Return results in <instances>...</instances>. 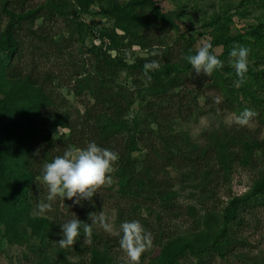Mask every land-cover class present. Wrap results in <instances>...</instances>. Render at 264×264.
Here are the masks:
<instances>
[{
  "label": "trees",
  "instance_id": "1",
  "mask_svg": "<svg viewBox=\"0 0 264 264\" xmlns=\"http://www.w3.org/2000/svg\"><path fill=\"white\" fill-rule=\"evenodd\" d=\"M28 1L0 2L5 19L0 29V236L28 237L31 231L33 264H121L119 226L137 220L152 233V245L162 249L147 264H215L234 255L244 242L238 237L243 213L264 207V138L247 126H223L199 143L178 125L201 111V98L215 102L208 96L212 92L220 100L209 112L217 108L240 116L252 109L257 115L250 121L264 127V19L231 34L232 17L212 18L211 51L223 46L216 55L224 67L206 76L183 59L197 50L185 33L170 37L168 31L179 26L157 0ZM252 2L264 6V0L242 5ZM94 3L114 26L102 33L108 44L88 47L82 16ZM134 46L147 56L129 63L123 53ZM234 46L249 49L248 71L239 86L229 57ZM152 60L160 67L145 75L144 65ZM123 73L130 80L122 82ZM54 85L67 86L84 111L61 104ZM56 117L68 135L55 138L47 128L48 118ZM90 142L118 153L111 183L91 200L73 204L58 198L51 213H35L46 189L38 183L43 165ZM255 163L263 169L252 191L235 196L229 190L221 201L235 168ZM189 190L183 199L181 191ZM107 206L116 212L117 234L91 224L90 213L99 216ZM76 216L92 227L90 242L81 230L73 246L61 247L60 223ZM212 216L214 229L207 227Z\"/></svg>",
  "mask_w": 264,
  "mask_h": 264
},
{
  "label": "rangeland",
  "instance_id": "2",
  "mask_svg": "<svg viewBox=\"0 0 264 264\" xmlns=\"http://www.w3.org/2000/svg\"><path fill=\"white\" fill-rule=\"evenodd\" d=\"M40 1L42 0H29L28 2ZM157 1L161 9L179 26V30H167L170 37L177 39L182 33H185V38L195 50H198L202 42L210 41L212 44L213 27L208 25L212 18L220 16L223 22L226 18L232 17L234 23L231 25L233 32L231 34L239 31L244 32L249 24L257 23L264 19V6H258L255 2H252L246 8L242 5L243 0ZM0 2H2V0H0ZM245 10H247L246 13ZM82 18L87 25L85 35L88 47L109 43L108 38L102 37V33L105 29L112 28L114 23L103 16L98 3H94L90 12L83 15ZM4 26L5 19L0 15V29ZM120 33L123 32L120 31ZM214 51L216 54H221L223 52V46H216ZM123 56L129 58V63H132L138 57L147 56V51L139 46H134L133 49L123 53ZM127 80L130 79L127 78L126 73H123L121 81L126 82ZM57 83L58 81L55 82V84ZM54 86H56L53 89V92H55L54 96L61 101V104L64 103L67 108H72L74 111H84V107L80 104L79 99L67 86L61 88H58V85ZM208 96L211 97V102H215L208 104L205 102L204 98H201L199 100L200 107L202 109L204 108V111L201 109L195 116L189 118L186 122H180L178 125L180 130H184V132L190 134L192 140L204 143L206 134L208 135L213 131L220 130L223 126H236L238 128L247 126L252 134L259 137V139L264 138V127L259 125L256 120L250 121L247 125H240L236 122V118L239 116L231 111L217 110L216 108L215 111L209 112L211 104H217L220 98L212 92H209ZM1 98H3L2 93H0V100ZM58 118L59 117H56V119L48 118L49 121L46 125L55 138H59L63 133L69 134L68 129L59 125ZM262 166V164L256 163L248 166L238 165L231 177L230 184L225 190L220 192L218 198L221 199V201H226L228 198L226 193L229 192V190L235 196L248 195L252 191L256 179L259 177L260 171L263 169ZM175 176L176 179L181 178L180 173H175ZM190 186L194 188L196 185L190 183ZM42 190L43 194L40 195V198L45 199L47 196L45 193L46 189L42 188ZM189 192L190 190L186 192L181 191L182 198H188V195L191 194ZM35 213H37V210H35ZM102 213L105 215L108 222L112 224L113 231L111 234H117L118 224L115 210L107 206L103 209ZM243 215L245 216V224L239 229L238 237L245 243L243 242L238 245V250L234 255L229 256L225 261L217 260L215 264H264V207L259 205L257 207L247 208ZM216 221L214 216L210 217L207 227L209 226V228L214 229ZM3 231L4 229L2 233ZM30 234L31 231H29L28 237L0 236V264H33L31 261L33 255L31 246L35 239L32 238ZM161 250L160 247L152 245L141 255L139 263L147 264L151 258H156ZM117 258L121 264H128V257L123 250H120Z\"/></svg>",
  "mask_w": 264,
  "mask_h": 264
},
{
  "label": "clouds",
  "instance_id": "3",
  "mask_svg": "<svg viewBox=\"0 0 264 264\" xmlns=\"http://www.w3.org/2000/svg\"><path fill=\"white\" fill-rule=\"evenodd\" d=\"M210 41L202 42L195 55L183 57L195 70L197 74L203 73L211 76L212 73L224 67V62L211 51ZM249 49L244 46H234L229 52L237 77L236 86L243 82V77L248 71ZM158 61L152 60L144 65V72L147 75L150 71L158 70ZM150 79V77H149ZM257 113L252 109H245L236 122L240 125H247L251 118ZM118 153L99 146L96 142H90L86 147L74 150L67 149L62 155L55 156L50 162L43 165L38 183L46 186L47 196L37 204L38 214L51 213L54 202L58 198L72 200L73 204H80L83 200H91L97 190L111 183L110 173L113 165L118 160ZM91 224H99L104 231L111 233L112 224L108 222L105 215H89ZM63 238L59 240L61 247H71L80 236L83 230L85 236L92 235V227L82 223L77 216L60 223ZM120 247L128 257V264H139L141 255L152 246L153 236L139 221L126 220L120 224Z\"/></svg>",
  "mask_w": 264,
  "mask_h": 264
}]
</instances>
